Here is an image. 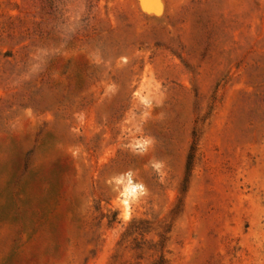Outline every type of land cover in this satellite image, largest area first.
<instances>
[{"label": "rangeland", "instance_id": "rangeland-1", "mask_svg": "<svg viewBox=\"0 0 264 264\" xmlns=\"http://www.w3.org/2000/svg\"><path fill=\"white\" fill-rule=\"evenodd\" d=\"M160 254L264 264V0H0V264Z\"/></svg>", "mask_w": 264, "mask_h": 264}, {"label": "trees", "instance_id": "trees-1", "mask_svg": "<svg viewBox=\"0 0 264 264\" xmlns=\"http://www.w3.org/2000/svg\"><path fill=\"white\" fill-rule=\"evenodd\" d=\"M193 152H194V147L190 148V152L189 155L187 156V165L186 168L189 169V166L192 162V158H193ZM167 261L165 260V258L163 257L162 254H160L158 256V258L156 260H154L151 264H166Z\"/></svg>", "mask_w": 264, "mask_h": 264}, {"label": "bare ground", "instance_id": "bare-ground-1", "mask_svg": "<svg viewBox=\"0 0 264 264\" xmlns=\"http://www.w3.org/2000/svg\"><path fill=\"white\" fill-rule=\"evenodd\" d=\"M140 186L130 179H127V182L125 184V195H131L134 194Z\"/></svg>", "mask_w": 264, "mask_h": 264}]
</instances>
